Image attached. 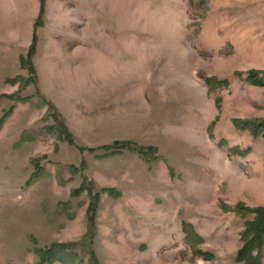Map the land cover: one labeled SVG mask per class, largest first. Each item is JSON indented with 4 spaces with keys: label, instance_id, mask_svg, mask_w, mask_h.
<instances>
[{
    "label": "rangeland",
    "instance_id": "1",
    "mask_svg": "<svg viewBox=\"0 0 264 264\" xmlns=\"http://www.w3.org/2000/svg\"><path fill=\"white\" fill-rule=\"evenodd\" d=\"M249 72L264 0H0V264H242L246 210L264 206V136L233 124L264 121ZM115 142L157 161L79 150ZM84 177L120 194L91 239ZM54 245L63 259L42 262Z\"/></svg>",
    "mask_w": 264,
    "mask_h": 264
},
{
    "label": "trees",
    "instance_id": "2",
    "mask_svg": "<svg viewBox=\"0 0 264 264\" xmlns=\"http://www.w3.org/2000/svg\"><path fill=\"white\" fill-rule=\"evenodd\" d=\"M41 4H43V0H41ZM35 39L32 41V45L28 52L27 59L21 60V67L26 69L28 73L31 75V78L29 81L21 80L22 87L29 85L30 83H35V72L33 69V66L30 63V59L33 56V53L35 51ZM261 75H264L263 73L259 72H249L246 76V83L251 86H258V87H264V78L261 77ZM23 89V88H22ZM9 98V97H8ZM9 99H15L18 102H27L28 99H21V98H9ZM11 113L7 114L5 119L10 116ZM55 119V116H54ZM4 120V119H3ZM0 122V127L3 123ZM236 129L241 131H249L255 136H259L260 134L264 136V121L263 122H242L239 120H235L233 122ZM59 131V139L63 142H66L70 146H74V140L72 136L68 133V131L59 123L56 124ZM54 129V128H52ZM81 152L87 151L89 153H96L98 151L106 152V154L110 156L120 155L124 152H129L132 154H136L139 156L143 161L147 163H153L157 161V154L158 150L154 147H143L138 146L131 142H115L111 146L97 148V149H84L79 148ZM35 167V173H39L40 166L39 162L34 163ZM85 171V165L82 164L79 170H75L76 173H83ZM86 193L88 198V208H87V216L89 221V231L87 233V238L93 237V217L95 216L97 209L100 204L101 197L103 195H107L109 197L118 199L120 197V194L115 192L111 189H102L100 191H96V186L93 183V181L87 179L84 177L82 179V184L80 188L72 193L74 196H78L82 193ZM237 210L241 213L243 212V208L238 207ZM250 214L254 215V218L251 221H248L244 224V230L240 235L241 240V248L236 254V262L242 263V264H261V251L264 248V206L254 209V210H246ZM183 231L187 236H189V232L187 228ZM38 257L42 262L45 261H59L62 260V248L60 246H53L52 248L48 250H37ZM76 257V256H75ZM90 264H99L97 261L95 255L90 252Z\"/></svg>",
    "mask_w": 264,
    "mask_h": 264
}]
</instances>
